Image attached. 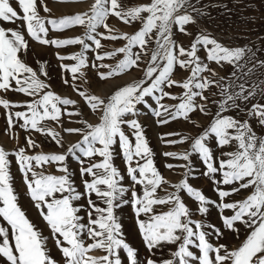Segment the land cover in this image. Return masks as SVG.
Listing matches in <instances>:
<instances>
[{"label": "snow or ice", "instance_id": "snow-or-ice-1", "mask_svg": "<svg viewBox=\"0 0 264 264\" xmlns=\"http://www.w3.org/2000/svg\"><path fill=\"white\" fill-rule=\"evenodd\" d=\"M58 2L80 4L86 0ZM15 3L13 7L10 0H0V94L13 92L29 99L13 102L0 95V107L6 110V132L15 139L12 131L18 126L26 132L50 137L61 147V132L79 135L81 139L64 152L53 154H29L28 149L39 147L31 135L26 137L24 147H17L12 153L0 146V259L4 264H123L125 259L127 264H264V49L258 54L248 44L228 47L201 28V20L212 19L208 8L220 7L202 4V0H148L135 6L125 4L124 0H92L87 10L59 18L52 16L47 0H15ZM233 3L252 7L245 0ZM223 7L226 12L232 11L227 5ZM41 8L48 16L40 14ZM110 17L125 25L141 26L133 34L116 33L107 23ZM4 23L19 26L5 28ZM77 26L84 28L82 36L48 38L50 30L62 32ZM188 26H196L198 30L186 47L175 35L193 36ZM101 27L105 32L98 31ZM29 38L57 49L81 46L77 53L57 56L60 61H75L73 65H60L71 73V81L65 78L63 83L73 87L90 111L98 114L96 124L81 119L76 121L80 127H61V131H56L46 123L62 125V115L71 118L82 113L78 108L67 111L66 106L79 102L55 94L39 78L40 74L47 76L43 63L34 70L23 59L30 49ZM102 39H122L126 43L113 51L99 52L103 48ZM90 49L96 52L91 65L85 55ZM201 50L204 57L198 54ZM118 54H123V58L114 66L103 63ZM212 63L220 70L228 65L230 72L221 75L210 67ZM89 66L97 69L102 81L132 69L141 70L143 75L101 97L81 90L75 83L85 78ZM177 70L188 75L177 80L174 78ZM173 87L180 88L181 93L173 94L170 91ZM165 99L177 102L162 103ZM142 109L151 112L157 125L184 120L201 128L191 114L199 112L211 117L196 136L173 132L160 137L168 146L189 143L184 151L162 153L164 157L183 161L165 164L168 170H183L175 183L156 167L155 153L136 118L144 114ZM129 116L133 118L127 119ZM114 146L122 154L124 173L114 165ZM193 156L201 162L199 177L210 183L216 199L190 183L198 178ZM10 157H14L27 194L49 229L48 236L27 218L18 204ZM69 157L79 165L82 192L77 191L71 179ZM45 165H57L61 174L38 170ZM125 174L130 181L128 186L122 183ZM242 192L247 193L242 199H231ZM182 194L196 203L195 209L185 203ZM81 199L86 204H79ZM123 205L133 209L147 252L143 260L124 238L116 216V210ZM163 207L168 210L157 211ZM211 207L218 210L225 230L239 235L238 225L243 226L246 238L238 247L219 243L224 236L220 228L194 219L197 214L206 216ZM225 210L232 214L224 215ZM82 211L84 216L80 215ZM213 236L215 244L211 242ZM50 241L60 253V261L51 254ZM96 250L104 254L90 255Z\"/></svg>", "mask_w": 264, "mask_h": 264}, {"label": "rangeland", "instance_id": "rangeland-1", "mask_svg": "<svg viewBox=\"0 0 264 264\" xmlns=\"http://www.w3.org/2000/svg\"><path fill=\"white\" fill-rule=\"evenodd\" d=\"M12 2L13 7H16L15 0H10ZM148 0H124V3L129 6H135L141 3H146ZM48 6L52 8V16L55 18H59L64 15L74 14L79 11L87 10L88 6L92 3V0H86L84 3L76 4V3H60L58 0H47ZM245 3H250L252 5L251 8H245L244 4L237 5L233 3V0H202V4L207 5H220V7H209L208 12L211 14V20H201L199 22L200 27L204 28L209 32L214 38H216L220 43L228 46V47H237L243 45L253 46L258 50V54L261 49H264V0H245ZM223 5H227L228 9H231V12H226ZM40 14L42 16H48L47 13H44L42 8L40 9ZM244 17H252L251 20H245ZM112 29L115 30L116 33H128L133 34L139 28V23H133L131 25H125L120 22L115 17H110L107 21ZM3 26L5 28H15L19 25H12L8 23H4ZM50 28V26H48ZM188 30L193 33V36H185L182 34H176L175 39L184 44V46H188L195 36L197 32L196 26H188ZM84 28L77 26L73 29H67L62 32L51 31L49 32V39H65V38H73L77 36H82L84 33ZM99 32H105L103 27L98 29ZM107 34V33H106ZM30 49L23 56V59L29 64V66L33 67V69H37L39 67V63H43L45 65V71L47 72V76L40 74L39 78L43 80L45 83L50 85L51 91L55 94L60 95L62 98H71L77 100L79 103L76 106H66L67 111H75L77 108L81 111L82 115L80 117H67V115H62L61 119L63 120L62 125H57L54 122L47 121L46 123L49 126L55 128L56 131H61V127L69 128V127H80L79 123H76L77 120H87L89 123L96 124L98 122V114H94L90 111V109L85 105L83 99L79 97L78 93L73 90V87L69 85H65L63 80L65 78L71 81V73L63 70L60 65H73L75 61L70 59H66L60 61L58 59L57 54L61 56H69L71 54L77 53L81 51L80 45H69L66 47H62L57 49L54 46H46L40 45L37 42L31 41L29 38ZM88 43L91 44L90 41ZM103 48L97 50L99 52H108L118 49L119 47L124 46L126 41L124 40H101ZM94 47V45H93ZM137 49H134L136 51ZM201 57L205 56V52L201 50L198 53ZM88 58L89 65L94 61L96 52L91 49L85 53ZM123 58V54H118V56L105 59L103 63L114 66L119 59ZM99 63V62H97ZM145 67L144 62H141V69ZM210 67L215 68L220 72L221 75H227L230 72V67L225 65L224 70H220L217 66L212 63ZM101 71H107V69H101ZM79 75V74H77ZM143 75L141 70L132 69L127 74L114 77L108 80H100L97 75V69L89 66L88 69L85 70V78L82 80H77L75 83L80 87L81 90H87L91 94H95L101 97H106L111 95L116 89L122 87L128 83H131L133 80L141 78ZM188 75L186 71L177 70L174 76L177 80H183ZM173 94H180L181 89L178 87H173L170 90ZM215 91V89H213ZM207 94V93H206ZM3 95V98L9 99L13 102H23L28 97L23 94H17L13 92H8ZM177 101H173L170 99H165L162 103L165 104H174ZM149 103H152L155 106V103L149 100ZM62 109L65 106H61ZM141 107V106H138ZM15 110H25V109H15ZM2 107H0V146L4 147L6 151L9 153L14 152L17 147H24L26 143V137L31 135V138L34 139L39 145L36 149H28L29 154L36 153H61L64 152L71 144L76 143L81 139L79 135H69L68 133L61 132L63 137V146L57 145L55 141H53L50 137H45L39 133L34 131L26 132L20 129L18 126L13 129L12 135L16 138L12 139L10 135L6 132V119L5 113ZM144 114L136 117L140 124L144 129V133L146 138L149 141V146L155 153L154 160L156 167L159 171L172 183L177 182L181 178L182 169L176 168L173 170H168L165 168L166 163L170 164H180L183 161L173 160L171 158L164 157L162 155L163 152L166 151H174L181 152L185 149L189 148V143H184L181 145H165L160 137L165 133H173L179 132L184 135H192L196 136L199 132L202 131V128L207 126L210 122L211 117H204L199 112L191 114V118L193 120L198 121L201 128H196L191 124L185 122L184 120H176L167 125H157L155 122L156 118L151 114V112L143 110ZM215 109L213 108V112ZM132 116L127 117V119H132ZM123 129L127 135H129L130 139H132L133 144L135 143L134 139L131 137V132L129 131L126 125L123 126ZM170 139L176 137H169ZM116 148V155L114 156V165L121 170L122 173L125 171V163L122 158V154L118 146H114ZM214 147V143H213ZM218 154V153H217ZM12 160V164L10 167V171L13 177V188L14 192L17 195L18 204L21 209L25 212L27 218L43 233V235H49V229L45 226L42 218L39 216L38 211L35 209L33 202L26 191V185L23 182L22 174L18 170V166L15 162L14 157H10ZM194 163V171L197 174L198 178L191 179L190 183L198 188L202 189L206 196L211 197L212 199H216V195L213 192L212 186L210 183L199 177V173L202 171V166L200 160L196 157H192ZM67 164L69 166V170L71 173V179L74 181V186L77 188V191H83V185L81 183V177L79 175V165L74 158L69 157ZM57 165H45L44 169L38 170H46L47 174L60 175L61 173L57 170ZM87 178V177H86ZM90 179V178H89ZM125 186H128L130 181L125 174V179L122 182ZM171 191V189H169ZM163 195V193H160ZM247 193H241L239 196H233L231 199H242ZM127 195V194H126ZM185 203L192 209L196 208V203L189 198L186 194H182ZM96 199L95 196L92 197ZM79 204H86L84 199H81ZM167 207L157 208V211H167ZM230 210H225L224 215H231ZM81 216L85 215V212L82 211L80 213ZM116 216L122 224V232L124 233V238L130 246L134 247L138 250V255L141 260L145 256H147V252L143 246L142 239L138 232L136 218L134 216L133 209L128 205H123L120 209L116 210ZM194 219H203L206 224L215 225L216 228H220L221 231L224 232V236L218 242L221 244H226L229 248L238 247L246 238V232L243 226L238 225L240 228L239 235L235 233H231L223 228L222 220L218 213V210L215 207H211L209 213L201 217L200 215H195ZM89 243L91 241H88ZM212 243H217L215 237L213 236L211 239ZM49 248L51 249V254L58 260H61L60 253L52 246V242H49ZM104 253L96 250L90 253L93 256H100ZM122 257L125 255L121 251ZM168 252L165 249L164 256L167 257ZM0 264H4L3 260L0 259ZM123 264H127L126 259L123 261Z\"/></svg>", "mask_w": 264, "mask_h": 264}]
</instances>
